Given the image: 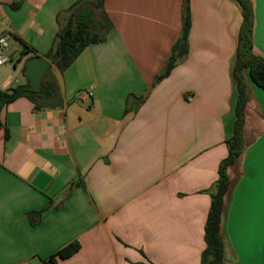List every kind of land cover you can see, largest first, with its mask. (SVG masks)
<instances>
[{
    "label": "crops",
    "instance_id": "0c3cea01",
    "mask_svg": "<svg viewBox=\"0 0 264 264\" xmlns=\"http://www.w3.org/2000/svg\"><path fill=\"white\" fill-rule=\"evenodd\" d=\"M81 0H0L11 34L0 91L26 84L32 53L51 49ZM185 0H104L113 29L61 72L63 106L25 97L0 120V264H201L219 168L238 98L237 0H189L186 57L155 82L183 30ZM253 51L264 58V0H250ZM248 87L244 150L229 170L223 264H264V91ZM92 88L93 95L78 99Z\"/></svg>",
    "mask_w": 264,
    "mask_h": 264
},
{
    "label": "trees",
    "instance_id": "16d2710c",
    "mask_svg": "<svg viewBox=\"0 0 264 264\" xmlns=\"http://www.w3.org/2000/svg\"><path fill=\"white\" fill-rule=\"evenodd\" d=\"M243 9V24L240 32L237 59L234 67V78L237 82L238 98L235 107L236 120L233 135L227 140L228 156L219 168V178L211 193V206L206 226V248L202 254L201 264L224 263V239L222 235V220L226 197L230 190L229 168L236 163L244 150V127L246 122V106L248 103V87L245 74L251 81L264 91V58L253 51L254 13L250 0H237ZM99 10V18L96 16ZM69 16L60 26L51 49L45 54H39L31 46L25 44L20 55L32 53L41 55L51 62V67L45 73L41 87L34 90L30 82L18 85L8 91H0V114L4 107L18 98L25 97L34 103L36 110L44 108H60L63 99L60 86L52 73V65L57 64L64 72L78 56L91 44L102 43L113 29V23L104 9V0H81L68 11ZM183 30L180 38L173 47L164 71L156 77L155 82L166 78L171 71L186 57L188 53V36L191 28V13L189 0L184 1ZM0 126H3L0 120ZM80 250L79 242H72L48 257L43 264H57L74 256Z\"/></svg>",
    "mask_w": 264,
    "mask_h": 264
},
{
    "label": "water",
    "instance_id": "95a60500",
    "mask_svg": "<svg viewBox=\"0 0 264 264\" xmlns=\"http://www.w3.org/2000/svg\"><path fill=\"white\" fill-rule=\"evenodd\" d=\"M50 67L51 62L41 55L35 56L27 61L24 74L34 90L41 87L43 77Z\"/></svg>",
    "mask_w": 264,
    "mask_h": 264
},
{
    "label": "built area",
    "instance_id": "2783aa9c",
    "mask_svg": "<svg viewBox=\"0 0 264 264\" xmlns=\"http://www.w3.org/2000/svg\"><path fill=\"white\" fill-rule=\"evenodd\" d=\"M10 38V32L0 31V67L4 66L9 61ZM92 95L93 91L92 88H90L80 92L78 95V99L85 100L87 98H91Z\"/></svg>",
    "mask_w": 264,
    "mask_h": 264
},
{
    "label": "rangeland",
    "instance_id": "374dc122",
    "mask_svg": "<svg viewBox=\"0 0 264 264\" xmlns=\"http://www.w3.org/2000/svg\"><path fill=\"white\" fill-rule=\"evenodd\" d=\"M99 10H96V16H97V18H99ZM248 95H249V93H248Z\"/></svg>",
    "mask_w": 264,
    "mask_h": 264
}]
</instances>
